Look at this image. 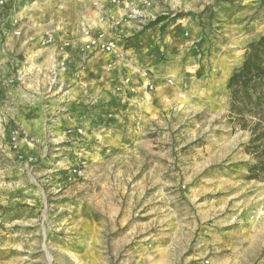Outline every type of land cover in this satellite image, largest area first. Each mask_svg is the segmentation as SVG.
Wrapping results in <instances>:
<instances>
[{
	"label": "rangeland",
	"instance_id": "1",
	"mask_svg": "<svg viewBox=\"0 0 264 264\" xmlns=\"http://www.w3.org/2000/svg\"><path fill=\"white\" fill-rule=\"evenodd\" d=\"M25 1L61 7L76 19L85 10V0ZM162 6L170 22L182 21L198 40L191 54L198 68L182 105L174 104L163 123L146 112L136 116L125 146L107 155L110 163L92 173L76 201L71 188L84 176L80 165L54 187L34 171L26 184L8 177L0 187V200H10L0 205V264H264V235L233 225L240 221L234 215L263 210L264 188L240 182L242 172L227 166L243 160L239 147L249 135L231 130L225 86L247 46L264 35V0ZM15 10L0 32L2 49L5 38L23 36V2ZM21 58L11 60L10 86L20 81ZM74 169L80 173L69 183ZM2 171L0 165V184Z\"/></svg>",
	"mask_w": 264,
	"mask_h": 264
},
{
	"label": "crops",
	"instance_id": "2",
	"mask_svg": "<svg viewBox=\"0 0 264 264\" xmlns=\"http://www.w3.org/2000/svg\"><path fill=\"white\" fill-rule=\"evenodd\" d=\"M24 1L23 36L7 37L6 48L0 47V187L12 176L26 184L32 171L54 187L63 173L81 166L84 176L71 188L76 201L91 186L94 172L110 163L107 155L125 146L136 116L141 119L146 112L155 123H163L174 104L182 105L185 83L198 68V56L191 55L198 40L182 21L170 22L172 16L162 6L166 0H85L79 19L61 14L55 5ZM15 11L7 14L11 21ZM161 16L166 20L146 29ZM93 38L114 42L116 48L111 53L87 50ZM18 56L20 81L10 86L15 74L11 60ZM147 82L153 91L147 90ZM243 155L242 161L227 166L242 172L240 182L264 188V182L245 179L244 163L250 157ZM7 201L0 200V205ZM261 208L255 217L244 210L234 215L240 221L233 225L245 231L257 228L255 237L263 236L264 199ZM155 243V238L149 242Z\"/></svg>",
	"mask_w": 264,
	"mask_h": 264
},
{
	"label": "trees",
	"instance_id": "3",
	"mask_svg": "<svg viewBox=\"0 0 264 264\" xmlns=\"http://www.w3.org/2000/svg\"><path fill=\"white\" fill-rule=\"evenodd\" d=\"M166 20L161 16L146 29ZM229 109L227 121L232 132H243L249 140L242 145L250 157L246 165L247 181L264 182V35L245 49L242 64L234 69L227 82Z\"/></svg>",
	"mask_w": 264,
	"mask_h": 264
},
{
	"label": "built area",
	"instance_id": "4",
	"mask_svg": "<svg viewBox=\"0 0 264 264\" xmlns=\"http://www.w3.org/2000/svg\"><path fill=\"white\" fill-rule=\"evenodd\" d=\"M23 0H14L13 5H11V0H0V32H4V29L8 25L10 19L8 18L7 14L10 12V9H16L17 6H19ZM16 23V22H15ZM188 36V34H186ZM50 40H47L46 43H49ZM116 45L114 42H104L100 39H91L86 46L87 50H97L101 52L111 53L115 50ZM141 77L148 80V74L146 71H141ZM127 82H130V79L126 80ZM169 83H172V81H169ZM147 90L153 91L155 88L152 83L147 82ZM80 172L77 169L72 170L69 173V177L67 178V182L71 183L74 181V177L77 176Z\"/></svg>",
	"mask_w": 264,
	"mask_h": 264
}]
</instances>
